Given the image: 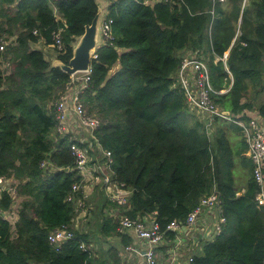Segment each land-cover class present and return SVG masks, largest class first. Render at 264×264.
I'll return each mask as SVG.
<instances>
[{
  "label": "trees",
  "instance_id": "obj_1",
  "mask_svg": "<svg viewBox=\"0 0 264 264\" xmlns=\"http://www.w3.org/2000/svg\"><path fill=\"white\" fill-rule=\"evenodd\" d=\"M109 1L114 42L98 48L82 97L101 119L96 136L112 151L113 178L132 191L125 214L154 216L173 241L168 225L185 223L216 192L226 221L190 264H264V206L242 127L217 118L209 131L175 85L183 52L201 54L219 91L214 101L235 118L249 120L250 111L264 118V0ZM98 10L97 0H0V33L13 35H0L9 41L0 53V176L20 181L19 217L0 219V264H113L96 261L81 246L87 233L75 227L59 251L49 241L53 229L72 224L67 198L83 176L68 138L55 139V102L71 74L31 46L52 44L64 26L57 56L69 63ZM13 201L4 191L0 209L15 214ZM109 229L117 232V222Z\"/></svg>",
  "mask_w": 264,
  "mask_h": 264
},
{
  "label": "built area",
  "instance_id": "obj_2",
  "mask_svg": "<svg viewBox=\"0 0 264 264\" xmlns=\"http://www.w3.org/2000/svg\"><path fill=\"white\" fill-rule=\"evenodd\" d=\"M214 1L225 2L227 0ZM113 22L114 20L110 16V10L104 11L101 24V45L113 44ZM64 29L65 27L61 26L53 33L54 42L51 45L57 52H61L65 47L63 42ZM35 31L37 32V30ZM8 44L9 41H7L6 38H0V53L8 48ZM96 57L97 54L94 58ZM92 73L93 66L87 71L72 74L70 81L55 102V111L58 119L55 139L58 140L57 138L60 137L68 138L70 149L75 157L76 168L83 176V182H75L67 198L68 201L74 204V217L76 213H84L87 209V202L83 191L87 175L91 177L92 181L103 184L108 198L119 205H126L132 193L124 182L115 180L113 174H108L101 164L96 163L93 166L90 165L91 149H94V147L97 150L99 148L102 149L103 155L107 159L108 166L111 170L113 163L112 151L103 148L96 136V130L101 125V119L88 111L82 97L91 87ZM175 85L183 90L188 104L192 108L198 109L206 116L208 127L212 126V122L217 118L232 121L242 127L243 134L248 143L247 155L253 161L255 179L260 187L256 200L260 206H264V126L262 124V119L264 118L260 115L250 116L249 120L235 118L231 112L227 114L226 109H223L214 101L213 95L219 91L215 89L212 83L208 61L201 54L189 53L183 55ZM78 133H87V135H84L92 137V144L94 140L98 145H91L84 139L78 140L77 137L74 136V134ZM89 144L91 145L90 148L87 147ZM46 164L47 162L44 161L42 166ZM19 184L20 181L14 177H8L6 175L0 176V194L6 191L12 195L14 198L12 208L15 211V214H12V209H0V219L14 222L19 217L17 209ZM205 211L212 214L215 213L218 216L215 222V228H213L212 231L210 230L209 234L212 237L219 235L222 232L226 217L223 214L222 198L216 192L203 196L199 204L188 214L185 223L174 220L168 225V229L178 232L184 227H194ZM74 217L71 225L68 223L63 224L50 232L49 241L57 251L62 248L64 243L75 236ZM130 231H133L137 238L144 241L146 247L140 249L137 245L131 244L126 246V250L142 256L146 264H161L158 259L157 248L166 239V234L165 231L162 230L157 219L154 216L133 218L127 214H123L117 220V232L124 235L128 234ZM81 246L85 248L84 243H82ZM192 260L193 256L190 258V261Z\"/></svg>",
  "mask_w": 264,
  "mask_h": 264
},
{
  "label": "crops",
  "instance_id": "obj_3",
  "mask_svg": "<svg viewBox=\"0 0 264 264\" xmlns=\"http://www.w3.org/2000/svg\"><path fill=\"white\" fill-rule=\"evenodd\" d=\"M102 7L109 11V0H97ZM32 48L42 49L47 56V50L51 49L50 44L43 40L31 44ZM190 51H184L182 55L189 54ZM49 56V55H48ZM250 116L259 115L255 111L249 112ZM202 119V118H201ZM264 126V119H262ZM207 123L206 119H204ZM77 139H84L91 145H98L91 142V136H85L84 133H78ZM87 145L90 148L91 145ZM100 157L103 156L102 149H98ZM98 152L91 149L90 165L98 163L100 157ZM244 190V189H243ZM87 209L84 213H76L74 217V227L82 233H87L88 241H84L87 248L91 250L93 258L113 264H139L143 259L140 255L132 251H127L126 246L134 244L140 249L146 247V243L137 238L133 231L122 235L109 229L111 223L115 224L117 220L125 214L122 205L111 201L105 193L104 186L100 182L92 181L89 175L86 176L83 186ZM116 205H115V204ZM218 216L215 213L205 211L199 218L194 227H184L176 232L175 240L165 239L157 248L158 259L161 264H190V258L194 253L201 252L205 241L211 240L209 233L215 228V222ZM131 239L129 244L126 240Z\"/></svg>",
  "mask_w": 264,
  "mask_h": 264
},
{
  "label": "water",
  "instance_id": "obj_4",
  "mask_svg": "<svg viewBox=\"0 0 264 264\" xmlns=\"http://www.w3.org/2000/svg\"><path fill=\"white\" fill-rule=\"evenodd\" d=\"M104 17V8L99 4V10L91 23L85 26L84 33L78 37L73 47V55L69 63L61 58H52L51 67H60L64 72L76 74L87 71L92 66V60L102 43L101 24ZM242 22V19H241ZM229 53L226 54L228 56ZM230 114L229 110H226ZM69 168L67 167L66 170ZM146 264V263H144Z\"/></svg>",
  "mask_w": 264,
  "mask_h": 264
},
{
  "label": "rangeland",
  "instance_id": "obj_5",
  "mask_svg": "<svg viewBox=\"0 0 264 264\" xmlns=\"http://www.w3.org/2000/svg\"><path fill=\"white\" fill-rule=\"evenodd\" d=\"M13 7V10L16 8V5H13L12 6ZM104 8V11H107L108 9L106 8V7H103ZM5 20V18L4 17H2V16H0V23L1 22H3ZM5 27H8L7 25L5 26ZM15 33L14 34H17V32L19 31V29L17 28V27H15V29L13 30ZM4 35V36H6V37H11V36H13L12 35V33L10 34L9 32H7V31H2V33H0V35ZM15 36V35H14ZM50 46L51 47H46V49L47 48H49V49H51L50 51H46L48 54H47V59L48 60H50V61H52V58H55V57H58L57 55H58V52H57V50L50 44ZM49 55V56H48ZM7 73V72H6ZM262 102V101H261ZM201 114V113H200ZM201 116H202V118L203 119H206V116L202 113L201 114ZM215 121V120H214ZM213 125V124H212ZM212 127L210 126V129H209V131H212ZM84 134H86L87 135V133H84ZM74 136H78V134H74ZM95 150H97V149H95ZM98 151V150H97ZM98 163L99 164H101L102 166H103V168L105 169V171L108 173V174H110V175H112V170L110 169V167L108 166V162H107V159L105 158V157H103V156H101L100 157V159H99V161H98ZM21 197H22V199L24 200V198H25V196H22L21 195ZM142 257V256H141ZM145 263V259L143 258L142 260H140L139 261V264H144Z\"/></svg>",
  "mask_w": 264,
  "mask_h": 264
}]
</instances>
